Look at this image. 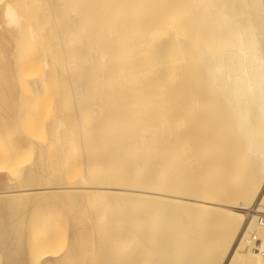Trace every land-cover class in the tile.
<instances>
[{"label":"bare ground","instance_id":"1","mask_svg":"<svg viewBox=\"0 0 264 264\" xmlns=\"http://www.w3.org/2000/svg\"><path fill=\"white\" fill-rule=\"evenodd\" d=\"M42 1L45 2V7L47 5L48 8L46 7V9L50 11L51 20L49 21L51 26L49 25V29H46L45 32L44 29L43 31L40 30L45 33L44 36L40 35L42 37L41 41L48 39L47 36L50 37V35L55 34L57 37L55 43L58 46L67 45L68 48L66 49L75 52L76 57H79L81 61L88 60V64L87 61L85 64H83V61L81 64L78 62V64L74 59L73 64L77 63V66H79L78 71L76 65H71V68L74 67L73 69L77 73L67 79L70 85V97L72 96L76 104L81 101V106H77L78 108L75 111V116L79 119V125L82 127L86 124V120L88 122V119L93 117L95 126L103 127V131L104 127H128L129 130L131 127L134 131V127L154 129L155 134H153V137L151 136L152 132L146 136V138L152 137V139L148 138L149 142L144 143L143 146L141 144V147L137 146V149L135 148V151L138 150L139 152L140 150L143 154L141 158H137L138 160L135 158L136 160L118 162L124 152H127L129 146L133 145L132 143V145L127 146V141L126 147L118 150V153L112 158L117 162H110L111 151L102 157V161L107 165L116 163L115 165L124 168V172L119 173V179L124 177L132 185L134 179L136 181L137 178H142L141 181L139 179L138 183L141 186H138L144 188V191L134 190L133 187L128 189V184L124 186L127 189L102 187L99 185L100 181L97 182V180L92 179L97 184L90 186L91 183H89L86 173L81 178L84 186L81 182L71 186H69V183L64 185L63 181L61 183L59 180L55 181L52 177H48L50 173L47 169L46 173L48 175L46 174L45 181L53 186L48 183L46 185V182L45 185L44 183L42 185L38 183L40 180L38 181L39 177L36 172H39L38 167L41 169L40 166L43 163H40L39 166L37 160L38 167L36 168L35 163L30 162L32 168L28 169L23 177L24 183L38 184L41 187L37 186L39 188L29 190L24 188V190L20 189L19 191L16 189L14 195L9 196L7 194H10L13 189L19 188V186L9 189L10 186L8 191H11L4 192V188H6L4 185L6 183L7 185L10 184L12 180L8 179L11 170L8 167L9 165L3 163L0 165V186L3 185L4 187L3 190H0V200L10 199L12 201L18 199V204L20 199V206L22 207L23 202L34 203L33 200H30L33 199L30 193L34 191L38 192V194H35L38 197L42 196L41 199L43 196L48 197L47 204L50 208L52 203L57 201L58 203L55 202V206L57 204L62 206L64 203V205L68 204L67 207L69 205L73 207L80 206L79 209L82 208V210L84 207L90 208L93 217H95L99 210L97 204L101 202L100 197H105V200L109 201L108 204L111 207L113 206L112 208L115 210V220L117 221L114 220L115 224L120 222L118 225L112 222L110 227L105 228V231L107 229L106 232L100 231V234L104 232L102 235H105V233L108 235H106L107 246H103L104 241L103 244H100L102 251L104 248L102 254H104L106 264H264V259L252 249L256 236L264 240V229L256 223V212L264 210V0ZM42 1L39 2L38 0L39 3H42ZM36 3L35 0H7L6 2L4 0L0 4V42L6 44L10 50L13 48L14 42L19 40L18 36L22 35L19 34L20 31H16L18 29L21 32L24 30L22 26L25 19L20 11H25L26 8L34 6ZM45 7L43 10L47 13L48 10L45 11ZM40 12L42 11L40 10ZM75 14L79 15L77 21L72 22L71 25L68 22L62 24L63 20L66 22L74 19ZM27 17L29 19V16ZM33 24L34 22H31V25L28 24L29 36L26 35L27 39L25 38L28 42L29 39L30 42L37 39V35L35 39L37 33L35 30L38 27ZM84 29H87V31L82 35ZM55 35L52 36L55 37ZM80 35L84 40L82 39V42L78 45L77 41ZM53 37L52 40H54ZM20 44L17 43V45ZM21 49L19 48L20 51H22ZM14 51L16 50L14 49ZM14 51H12L13 56L10 58L15 57ZM19 55V57H22L21 53ZM73 56L75 58L74 54ZM28 58L27 56L26 60ZM69 58L70 56L67 57V59ZM21 59L25 60L23 57ZM48 62L46 61V63ZM53 62L50 61V64ZM48 64H46L47 67ZM20 65L24 66L23 64ZM41 65L43 66V63ZM69 66L63 65L68 73H70ZM58 67H56L55 73L62 75L64 69L59 68V71H57ZM27 70L25 73H23L24 69L21 70L24 77L25 74H31L30 72L27 73ZM0 75L7 76L5 73ZM46 78L45 76L44 80ZM16 79H4L5 81L0 82V88L10 99V101L6 100L10 102L7 106V108L9 107L7 109L8 121L10 124L12 121L11 126H17L16 128L20 132L19 127L24 129L25 125L26 127L30 124L34 126V122L33 117L31 116V118L30 114L27 115L24 111V105L26 104L22 105V99H20L19 90H26V83L21 82L24 83L22 87V85L20 86V78L17 81ZM26 79L24 78V80ZM33 79H36V81L33 82V88L29 92L33 93V97L36 96L37 99L44 100L46 97L43 98L44 93L49 89L46 86L47 81L38 78ZM33 79L31 78L32 81ZM63 79L66 82L65 78ZM55 80L58 82L59 79L55 78ZM29 86L31 87V85ZM26 92L29 94L27 90ZM59 92L63 96L66 93L62 90ZM67 95L69 93H66ZM21 97L24 98L22 95ZM61 98L63 97L61 96ZM65 99L67 98L65 97ZM51 101H53V97ZM26 102L27 100H25ZM26 108L29 109L28 106ZM31 108L36 109V106ZM42 108H40L41 113ZM59 114L58 120H54L56 125L52 124L53 126L50 127V124L49 132H47L50 135V141L53 142V147L55 144L58 151L62 147V145L59 146L62 137L58 140V135L61 134L60 129L65 127L64 118L67 117L64 112L62 115L60 112ZM23 116H27L24 118L29 119V121L26 120L28 125L25 124L26 121H24ZM40 119L42 117L39 116L38 120ZM67 119H70V117L68 116ZM71 119L70 121H73L72 116ZM22 123L25 125L22 126ZM35 124H37L36 121ZM87 124V126L90 125ZM34 129L31 131L35 132ZM13 130L16 129L13 128ZM26 130H28V127ZM140 130L141 128H138L136 131L140 132ZM148 130L146 131L148 132ZM18 131L13 132L15 133L12 134L13 137ZM21 132L23 131L21 130ZM28 132L30 133V130ZM28 132L23 133L32 136V133L29 134ZM137 134L138 132L135 133V135ZM135 135L132 134L131 136ZM110 136L113 137L114 135ZM143 136L140 137V142L141 139H144ZM128 137L130 136L128 135ZM6 139L8 140V138ZM85 142L87 145L86 140ZM13 143L14 146L15 142ZM49 143L48 141V145ZM1 144L3 145V143ZM35 144L37 143L35 142ZM65 145L67 146V144ZM64 146L63 149H65ZM15 147L16 145L13 149ZM30 147H32L31 143ZM34 147L40 149L38 145H34ZM132 147L130 152L132 150L134 154L135 146ZM7 148L9 149V145ZM17 148H21V146ZM43 148L40 150L45 152ZM28 149L32 152V148L28 146ZM15 151L22 153L17 149L13 150V152ZM42 151L41 153H44ZM52 151H54V148ZM64 153L60 156L59 169L64 168V166L67 167L68 160H71V156L68 158ZM54 154L53 156H55ZM67 155L69 154L67 153ZM138 156L140 155L138 154ZM16 157L21 159L20 154ZM41 157H43V154ZM44 157L46 156L44 155ZM9 162L13 164L14 161ZM22 162L23 164L26 163ZM95 163L94 165H100ZM29 167L27 166V168ZM89 171L91 172L92 169H89ZM43 174L44 172L41 175ZM5 176H8L7 179ZM27 195L30 197H27ZM49 200L50 202L54 201L49 205ZM43 201H40V198L37 200L38 203L41 202L47 205V198H43ZM14 202L16 204V201ZM41 203L39 207L44 205H41ZM26 204H23L25 209H27ZM0 205L2 204L0 203ZM9 206L10 210L13 205L10 204ZM20 206H13V213L17 209L20 212L23 208ZM99 208H102V206ZM70 209L72 208L70 207ZM70 209H68V213L71 214ZM79 209L76 211L78 213L82 212ZM59 210H61L60 206ZM1 212L5 215V208ZM23 212L25 211H22V215L19 213L23 217H16V221L12 220L14 219L12 215V218L4 217L0 213V254L3 255V257H0V262L1 258H4L2 260L3 264H30V261L33 264H66L64 257L63 259L60 257V259V254H56L58 255L56 256L53 253L52 244H56V237L53 238L55 241L51 237V239L47 238V241L44 239L46 243L42 240L43 236L46 235L47 227L43 230L40 220L49 222L50 220L47 218H51V216L49 217L48 214V217H46L45 214V216L42 215L44 219H41L40 216L35 220V218H32L34 214H31V218L26 220V222L31 220L35 222L39 219L37 224L41 225L39 227L42 233L39 228L35 229L37 233L33 229V235L37 236L38 241L40 238L37 245L35 240L37 238H33L34 241L29 233L32 230L28 227L29 225L25 228L29 229L27 231L22 228L25 227L23 226L25 220L19 218H26ZM86 213L88 212L86 211ZM19 214L16 213L17 216ZM55 214L57 216L58 212ZM62 215H64V212ZM75 215L74 217L77 218L78 215ZM92 215L89 213V216L92 217ZM84 216L86 217V214ZM91 217H88V219L90 220ZM43 223L45 226V222ZM50 223H53V225L55 223L58 226V222L52 221ZM83 223V221L80 223L78 234L82 232L79 230L83 228L81 227ZM74 225L72 226L74 227ZM63 227L65 226L63 225ZM33 228H36V226ZM70 229H72L71 223ZM96 229L94 228V230ZM117 229H119L121 235L116 234ZM75 230H77V227ZM72 231L70 232L72 233ZM55 232L58 233L57 230ZM92 233L93 231L90 232L91 236ZM55 235L58 236V234ZM98 235L97 233L96 238ZM27 236L32 239L28 241L29 246H32L30 250L37 248L33 253L29 251V254L27 244L29 237ZM102 238L104 237L102 236ZM248 242L250 244L247 247ZM42 243L46 245L44 249ZM46 247L48 248L46 249ZM50 247L53 251L50 250ZM120 247L122 251H120ZM71 250H73V247L70 248ZM118 253L121 254L120 258ZM26 254L29 255V258ZM70 256L72 255L70 254ZM159 258H161V261ZM179 259H183V261L179 262Z\"/></svg>","mask_w":264,"mask_h":264},{"label":"rangeland","instance_id":"2","mask_svg":"<svg viewBox=\"0 0 264 264\" xmlns=\"http://www.w3.org/2000/svg\"><path fill=\"white\" fill-rule=\"evenodd\" d=\"M7 0H5V2H6ZM42 1V0H41ZM40 0H39V2H41ZM1 3L2 2H4V0H1L0 1ZM35 2H37L34 6L32 5L31 7H29V8H26V10L25 11H20V14L22 13V15L24 16V19H25V22L23 23V26L22 27H24V28H22V29H24V30H22V32H21V30H19L18 29V31H16V32H19V34H22L21 36H22V38H21V36L19 35L18 36V38H19V40L18 41H16V42H14V44H13V48L10 50L8 47H7V45L6 44H3V43H1L0 42V74L1 73H5L7 76H3V75H0V76H2L1 78H0V82H3V80L4 79H9V80H11V79H13L14 78V80L16 79V77H17V79L19 80V78H20V83L21 82H25L26 84H25V87H26V90L29 92V90H32V88H33V82L34 81H36V79L34 80L33 78H38L39 80H44V78H45V76L47 77L46 78V80H44V81H47V85L46 86H48L47 88H49L47 91H46V93H44V96H43V98L45 97V99L43 100V99H37V97L35 96V97H33V93H30L29 92V94L26 92V90H23V89H21V91H23V92H25V93H23V92H21L19 89V93L22 95V96H24V98L23 97H21V95H20V99H22L21 100V103H22V105L23 104H26V105H24L25 106V108H24V111H26V114L28 115V114H30V117L32 116L33 117V122H34V126H33V124L31 125H28V123H27V121L26 120H28L29 121V119L27 118V119H25L27 116H23V119H24V121H26V123L25 124H27L28 126V130H30V133L28 132V130H26L27 129V127H26V125L25 124H23L22 123V126L23 125H25L24 126V129H23V127L21 128V127H19L23 132H28L29 134H31L32 133V136H28V134H24L23 132H21V130H20V132L18 131V128H16L15 126L14 127H12L11 126V124H12V121H11V124H10V122L8 121L9 120V116H7V112H8V110L7 109H9V107L7 108V106L9 105L8 103H10L9 101H10V99L9 98H7L8 96H7V94H5L4 92H2L1 91V89L2 88H0V91L2 92V94H1V92H0V103H1V105H0V121L2 122L1 124H2V126H0V134L2 135V137H0V141L2 140V142H0V143H3V145L1 144L0 145V165H2V163L3 164H5V165H9L8 167H10V174L12 175H8V176H10L8 179H12L11 180V182H10V184H8L7 185V183L4 185V186H6V188H4L3 187V185H1L0 186V190H3V188H4V192H7L8 191V188L9 189H13V187L15 188V187H17V185L19 186V188L17 187V188H15V189H13V191H11V190H9V191H11L10 192V194H7L8 196L9 195H12L13 193H14V191L17 189V191H19L20 189H22V190H24V188H26L25 190H29V189H36V188H39V187H41L40 185H38V184H35V185H30L29 184V182H27V183H24L25 181H24V173H26V171L29 169L30 170V168H32V166L30 165L31 163H35V167L37 168L38 166V164H37V160H38V163H39V166H40V163H43L40 167H41V169H39V167H38V171L39 172H36L37 174V176L39 177V179H38V183L40 184H42L43 185V183H44V185H45V179H46V177H47V175H48V173H50V175H52V176H50V175H48V177H52L53 178V180H59V182H61L62 183V181H63V183H64V185H68V184H66V183H69L70 185L69 186H71L72 184H77V183H80L81 182V184L83 185V183H82V177H83V175H86L87 174V179H88V181H89V183H91L90 184V186H95L97 183H96V181L94 182V181H92V180H97V182L98 181H100V183H99V185L100 186H102V187H110V188H126V187H124L125 185L127 186V184H128V186H127V188L128 189H132V187H133V189L134 190H142V191H144V188H142V187H140L139 188V186H141V185H139L138 183H139V179H140V177L139 178H137L136 179V181H135V179H134V181H132V185H131V183H128L127 182V180L123 177V178H121V179H119V173H122V172H124V168L123 167H121V166H117V165H115L116 163H113V164H106L105 162H103L102 161V157L105 155V154H107V153H110L109 151H111V154H110V156H111V159H110V162H117L116 160H114V159H112L117 153H118V150H121V149H123V148H125L126 147V141H127V146H129V145H132V143H133V145L132 146H135L134 147V154H133V147L132 146H129V152H128V149H127V152H124V154L122 155V157L118 160V162L119 163H122V162H124V161H126V160H136L137 158L139 159V158H141V156H143V154H141L142 153V151L140 152V150H139V152H138V150H136L135 151V148L137 149V146L138 147H141V144H142V146H143V144L144 143H147V142H149L148 141V138H150V140L152 139V137H153V134H155V131H154V129H152V128H150V127H134L133 129H135V131L136 130H138V128H141V130H140V132L139 131H134V130H132V128L130 127V130H129V128L128 127H104L105 129H104V131L102 130V128L103 127H96L95 126V124L93 123V117H91L90 119H88V122H87V120L85 121V125H82V127L79 125L80 123H79V119H78V117L77 116H75V111H76V109L79 107V106H81V101L78 103L77 102V104L73 101V98H72V96L70 97V85L68 84V78H70V76H73L74 74L76 75V70L75 69H73L74 67H72L71 68V65L72 66H75L76 65V69H77V71H78V67L79 66H77V63L79 62L80 64L82 63V61H81V59L79 58V57H76V54H75V52L73 53L72 51H69V49H66V48H68L67 47V45H59L58 46V44H56L55 42L57 41V37H56V35L55 34H52V35H55V37H53L52 35H50V37L49 36H47V38L48 39H45V40H42L41 41V36L43 35L44 36V32L46 31V29H49V27L51 26V22L49 21V20H51L50 19V11L48 10V9H46V7H47V5H46V7L44 6V1H42V3H39L38 2V0H35ZM0 3V4H1ZM40 6H39V5ZM44 7H45V11L46 10H48V12L46 13V12H44ZM48 8V7H47ZM30 9V10H29ZM40 10L42 11V12H40ZM43 12H44V14H43ZM49 13V14H48ZM42 14V15H41ZM27 16H29V19H28V17ZM48 17H49V19H48ZM38 18V19H37ZM39 18H42L41 20L39 19ZM79 19V15L78 14H75V16H74V19H70V21H66V22H64V20L62 21V24L64 23V24H67V22H68V24L69 25H71V24H73L74 23V21H77ZM27 20V21H26ZM31 20V21H30ZM31 22H34V24L33 25H35L36 27H38L37 28V30H35L37 33L35 34V39H36V35H37V39H36V41L34 40L33 42H30V39H29V42L28 41H26L25 40V38H26V35H28L29 36V34H28V30H27V28H28V24L30 23V25H31ZM36 22H38V23H36ZM48 22H50L49 24H48ZM73 22V23H72ZM27 24V25H26ZM63 24V25H64ZM26 25V26H25ZM50 25V26H49ZM34 26V27H35ZM44 26H46V27H44ZM26 27V28H25ZM43 29H44V32L42 33L41 31H43ZM41 30V31H40ZM87 31V29H84V30H82V35L85 33ZM42 33V34H41ZM41 35V36H40ZM82 35H80L79 37H78V41H77V44L79 43H81L82 42V39H83V37H82ZM54 38V40H52V37ZM38 37H39V39H38ZM24 38V39H23ZM22 39V40H21ZM27 39V38H26ZM25 40V41H24ZM49 40V41H48ZM84 40V39H83ZM39 41V42H38ZM23 42V43H22ZM25 42V43H24ZM16 43V44H15ZM17 43H21L20 45H22V46H20V45H17ZM30 44V45H29ZM78 44V45H79ZM53 47H52V46ZM57 45V46H56ZM18 46V47H17ZM40 46V47H39ZM21 47H22V49H21ZM42 47V48H41ZM19 48L22 50V51H20L19 50ZM14 49L16 50V51H14ZM32 51H31V50ZM61 49V50H60ZM64 49V50H63ZM50 50H51V52H50ZM8 51H9V53H8ZM12 51H14L15 52V54H14V56L15 57H12V58H10L11 56H13L12 54ZM27 51V52H26ZM41 51V52H40ZM67 51V52H66ZM23 52H25V54H23ZM66 52V53H65ZM12 53V54H11ZM21 53V56L23 57V59H25V60H22L21 58L22 57H19L20 54ZM70 53V54H69ZM72 53V54H71ZM11 54V55H10ZM29 54H31V55H29ZM67 54V55H66ZM73 54L75 55V58H74V56H73ZM7 55V56H6ZM17 55V56H16ZM44 55V56H43ZM51 55V56H50ZM27 56L29 57L28 58V60H26L27 59ZM30 56H32L31 57V59H30ZM46 56V57H45ZM70 56V60L69 59H67V57H69ZM4 57V58H3ZM9 57V58H8ZM13 58H15L14 60H13ZM11 59V60H10ZM18 59V60H17ZM74 59L77 61V63L75 62V65L73 64L74 63ZM2 60V61H1ZM48 60H49V62H48ZM41 61H42V63H43V66L41 65L42 63H41ZM46 61L49 63H46ZM50 61L51 62H53V63H51L50 64ZM64 61V62H63ZM67 63H66V62ZM72 61V62H71ZM87 61V64H88V60H86ZM86 61H83V64H85L86 63ZM12 62V63H11ZM64 65V66H69V64H70V66H69V69H70V73H68V72H66L67 71V69H66V67H63V65L61 64V63ZM48 64L49 66L47 67L46 66V64ZM65 63V64H64ZM69 63V64H68ZM78 63V64H79ZM20 64H23L24 66H22V65H20ZM29 64V65H28ZM31 64H32V66H31ZM86 64V65H87ZM16 66V67H15ZM32 68H31V67ZM52 66V67H51ZM59 66V67H58ZM15 67V68H14ZM28 68V70H27V68ZM49 67H51V68H49ZM56 67H58L57 68V71H59V68L61 69V70H63L64 71V73L66 74H64V73H62V75H57L56 73H55V69H56ZM19 68V69H18ZM23 69H24V72L23 73H25V71L27 70V73L28 72H30L31 74H25V77H24V75H22L21 74V70L23 71ZM75 70V71H74ZM17 71H19L20 73L18 74V72ZM49 71H50V73H49ZM56 71V72H57ZM48 72V73H47ZM45 73V74H44ZM55 73V74H54ZM73 73V74H72ZM43 74V75H42ZM49 74H50V76H49ZM48 75V76H47ZM57 75V76H56ZM65 77H64V76ZM16 76V77H15ZM41 76H42V79H41ZM49 77V78H48ZM58 77V78H57ZM65 78V80H66V82L64 81V79L63 78ZM24 78L26 79V80H24ZM31 78L33 79V81L31 80ZM55 78L58 80H60L61 78V80L59 81L58 80V82L55 80ZM79 78V77H78ZM17 79H16V81H17ZM37 79V80H38ZM2 80V81H1ZM65 82H63V81ZM5 81V80H4ZM49 81H51L52 83H50ZM31 84H30V83ZM64 84H63V83ZM24 85V83H21L20 84V86L21 85ZM59 84V85H58ZM23 85H22V87H23ZM29 85H31V87L29 86ZM19 86V85H18ZM52 86H53V88H52ZM55 86V87H54ZM0 87H1V84H0ZM69 87V88H68ZM66 88V89H65ZM25 89V88H24ZM54 89V90H53ZM67 89H69V91H67ZM62 90V92L64 91V93L66 92L67 94L69 93V95H67L66 96V93H65V95L63 96V94L61 93V92H59V91H61ZM58 93H57V92ZM32 92V91H31ZM56 93V94H55ZM58 94V95H57ZM50 95V96H49ZM55 95H56V97H55ZM61 96L63 97V98H61ZM53 97V101H51V98ZM59 97V98H58ZM65 97L67 98V99H65ZM6 98V99H5ZM71 99V101H70V99ZM9 100V101H6V100ZM27 100V102L25 103V100ZM60 99V101L58 102V100ZM65 100L64 102H63V100ZM40 100V101H39ZM42 100H43V103H42ZM49 100H50V102H49ZM62 100V101H61ZM3 103H2V102ZM38 101H39V103H38ZM45 101H47V102H45ZM57 101V102H56ZM40 103H41V105H40ZM49 103V104H48ZM64 103V104H63ZM6 104V105H5ZM35 104V105H34ZM63 104V105H62ZM56 105V106H55ZM61 105H62V107H63V110H62V107H61ZM26 106H28V108L29 109H27L26 108ZM33 106H36V109H33V108H31V107H33ZM78 106V107H77ZM44 108V111H43V108H42V113H41V109L40 108ZM52 110H51V109ZM19 109V108H18ZM56 109V110H55ZM61 109V110H60ZM57 110H59L58 112H57ZM53 111H56L55 113H52ZM37 112H38V114H37ZM59 112L61 113V115H62V113L64 112L65 113V115L68 117H70V119H71V116H72V118H73V121H70V119H67V117L66 118H64L65 116L63 115V118H64V124H65V127H62L60 130V132H61V134H60V132H59V134L60 135H58L59 136V139L58 140H60V138H61V143L59 144V146H61L62 145V147L65 145V144H67V146L65 145L64 146V148L65 149H63L62 147H60L61 149H60V151H58L57 150V148H56V146H55V144H54V147H53V142L52 141H50L51 140V138H49L50 137V135H48V133L47 132H49V129H50V127H52L55 123H54V120H58V118L60 117V114H59ZM73 114H72V113ZM22 113H23V111H22ZM59 114V116H58V114ZM55 116H54V115ZM4 115H6L5 117H4ZM43 115V116H42ZM21 116H22V114H21ZM39 116L40 117H42V119H40V120H38L39 119ZM51 116H53V117H51ZM25 117V118H24ZM31 117V118H32ZM62 117V116H61ZM36 118H38V119H36ZM51 118V119H50ZM62 118V119H63ZM3 120V121H2ZM36 121V123L37 124H35V121ZM44 120V121H43ZM72 120V119H71ZM31 121V120H30ZM50 121V122H49ZM63 121V120H62ZM78 121V122H77ZM3 122H4V124H3ZM7 123V126H6V123ZM42 124H41V123ZM53 122V123H52ZM56 122V121H55ZM39 123V124H38ZM44 123V124H43ZM46 123H48V124H46ZM57 123V122H56ZM87 123H89L90 125L89 126H87L88 124ZM0 124V125H1ZM51 124V125H50ZM53 124V125H52ZM69 125V127H68V125ZM37 125V126H36ZM49 125H50V127H49ZM56 125V124H55ZM76 125H77V127H76ZM92 125V126H91ZM31 126H33V127H31ZM39 126V127H38ZM94 126V127H93ZM29 127H31L32 129H34V131L35 132H33V131H31L32 129L31 128H29ZM181 127H185V126H181ZM4 128V129H3ZM13 128H15L16 130L15 131H18V132H16L17 134L15 135V137H13V135L12 134H15V133H13V132H15L14 130H13ZM92 129V130H91ZM148 129H151V130H148ZM25 130V131H24ZM93 130H94V133H93ZM132 130V131H131ZM146 130H148V132L146 131ZM153 130V131H152ZM3 131V132H2ZM5 132H6V134H5ZM76 132V133H75ZM86 132V133H85ZM96 132V133H95ZM138 132V136L137 135H135V133H137ZM151 132H152V137H148V138H146V136L147 135H149V133L151 134ZM3 133V134H2ZM9 135H8V134ZM140 133H141V136H143L144 137V139H141V142H140ZM72 134V135H71ZM114 135L113 137L112 136H110V135ZM132 134H134L135 136H137V137H135V136H131ZM146 134V135H145ZM0 135V136H1ZM12 135V136H11ZM36 135V136H35ZM85 135V136H84ZM98 135V136H97ZM100 135V136H99ZM130 136V137H128L127 138V136ZM10 136H11V139H13V140H11L10 139ZM21 136V137H20ZM87 136V137H86ZM118 136H120V137H118ZM126 136V137H125ZM13 137V138H12ZM122 137V138H121ZM123 137H124V139H125V141H123L124 139H123ZM132 137V138H131ZM138 137H139V139H138ZM5 138H8V140L6 139L5 140ZM16 138L19 140H17L16 141ZM33 138V139H32ZM136 138H137V140H136ZM142 138V137H141ZM5 141H4V140ZM11 141H13V142H15V145H16V147H15V149H17V150H19L20 152H22V153H24V154H22V153H19V152H13V150H15V149H13V147L15 146H13V142H11ZM30 139V140H29ZM99 139V140H98ZM113 139V140H112ZM119 139H120V142H119ZM127 139V140H126ZM132 139H135V140H133L132 141ZM50 142L49 143V145H48V141ZM85 140L87 141V145H86V142H85ZM90 140H92V141H90ZM8 141V142H7ZM24 141H25V143H24ZM29 141V142H28ZM73 141H74V143H73ZM121 141L123 142L122 144H121ZM145 141V142H144ZM7 142V143H6ZM35 142L37 143V144H35ZM66 142V143H65ZM90 142V143H89ZM129 142V143H128ZM150 142H152V141H150ZM30 143H31V146L32 147H30ZM32 143H34V144H32ZM40 143H41V145H40ZM44 143V144H43ZM72 143V144H71ZM51 144V145H50ZM96 144V145H95ZM124 144V145H123ZM8 145H9V149L7 148L8 147ZM34 145H38V148H39V146H40V149L41 148H43V146H44V148H43V150H45V152L44 151H42V150H40V149H36L37 147H34ZM4 148H3V147ZM21 146V148H17V147H20ZM28 146H29V148H32V152L28 149ZM51 146V147H50ZM88 147V148H87ZM123 147V148H122ZM132 147V148H131ZM46 148V149H45ZM53 148H54V151H52L53 150ZM113 148V149H112ZM130 148L132 149L131 150V152H130ZM13 149V150H12ZM76 149V150H75ZM24 150V151H23ZM27 150H29V152H27ZM40 150V151H39ZM51 150V151H50ZM95 150V151H94ZM96 150H97V152H96ZM126 150V149H125ZM41 151L42 152H44V153H41ZM75 151V152H74ZM39 153V154H37V153ZM47 152V153H46ZM59 152V153H58ZM64 153V155H66V156H68V158H70V156H71V160H68V162L69 163H67V167H65L64 166V168H60L59 169V167H60V164H59V160H60V156H61V154L63 155V153ZM73 152V153H72ZM103 152V153H102ZM137 152H138V154L140 155V156H138V154H137ZM16 153V154H15ZM32 153V154H31ZM50 153H52V154H50ZM55 153V154H54ZM67 153L69 154V155H67ZM9 154H11V155H9ZM20 154V156H21V159H22V161H24V162H26V163H24L23 164V162L21 161V159L18 157H16V156H18ZM42 154H43V157H41L42 156ZM49 154L51 155V157L53 156V154L55 155V156H53L52 158L50 157V159L48 158V156H49ZM99 154V155H98ZM101 154V155H100ZM15 155V156H14ZM40 155V156H39ZM44 155L46 156V157H44ZM57 155V156H56ZM59 155V156H58ZM86 155V156H85ZM134 157H133V156ZM7 156V157H6ZM90 156V157H89ZM93 156V157H92ZM130 156V157H129ZM133 158H132V157ZM136 156V157H135ZM138 156V157H137ZM58 157V158H57ZM36 158V159H35ZM41 160H40V159ZM45 158H47V159H45ZM136 158V159H135ZM15 159V160H14ZM52 159V160H51ZM137 159V160H138ZM18 160L20 161L19 163H18ZM57 162H56V161ZM67 160V159H66ZM82 160V161H81ZM91 160V162L89 163V161ZM9 162V161H14L13 162V164H10V162L9 163H7V162ZM40 161V162H39ZM47 161V162H46ZM51 162V164H50V162ZM97 161V163H99L100 165H94V163ZM16 162V163H15ZM31 162V163H30ZM89 163V164H88ZM97 163H95V164H97ZM18 164H20V165H18ZM55 164H56V166H55ZM58 164V165H57ZM11 165V166H10ZM47 166V168H46V166ZM79 165H80V167H79ZM87 165V166H86ZM88 165H90V166H88ZM25 166V168H23ZM27 166H30L29 168H27ZM33 166H34V164H33ZM44 166V168H42ZM92 166V167H91ZM94 166V167H93ZM74 167V168H73ZM81 167H82V169H81ZM88 167V168H87ZM103 167V168H102ZM36 168H35V170H36ZM50 168H51V171L53 172H51L50 171ZM55 168H56V170H55ZM72 168V169H71ZM25 169V170H24ZM46 169H47V171H48V173H46ZM63 169H64V171H63ZM70 169V170H69ZM89 169H92V173L89 171ZM22 172H21V171ZM41 170H43V171H41ZM60 170V171H59ZM69 170V171H68ZM82 171V172H81ZM104 171V172H103ZM40 172H44V176H45V178L43 177V175H41L40 174ZM68 173V175H67V173ZM104 174H103V173ZM107 172V173H106ZM63 173V174H62ZM86 173V174H85ZM90 173V174H89ZM98 173V174H97ZM47 174V175H46ZM97 174V175H96ZM61 175V176H60ZM66 175H67V178H66ZM93 175V177H91ZM8 176H5L6 177V179H7V177ZM60 176V177H59ZM63 176V178L61 179V177ZM90 176V177H89ZM110 176V178H108ZM14 177V178H13ZM56 177V178H55ZM21 178H23V179H21ZM60 178V179H59ZM95 178V179H94ZM101 178V179H100ZM17 179H18V181H17ZM65 179V180H64ZM90 179V180H89ZM92 179V180H91ZM105 179H106V181H105ZM110 179V180H109ZM142 179V178H141ZM141 179H140V181H141ZM16 180V181H15ZM52 179H51V181H53ZM61 180V181H60ZM119 180H120V183H119ZM111 183H110V182ZM6 182H7V180H6ZM135 182V183H134ZM49 184V182H46V185H48ZM11 184H14V185H11ZM20 184H22V185H20ZM51 184V183H50ZM49 184V185H50ZM95 184V185H94ZM108 184V185H107ZM26 185V186H25ZM98 185V186H99ZM139 185V186H138ZM25 186V187H24ZM36 186V187H35ZM37 186H39V187H37ZM50 186H53V185H50ZM84 186V185H83ZM33 187V188H32ZM126 188V189H127ZM5 189H7V190H5ZM8 191V192H9ZM1 192V191H0ZM3 192V191H2ZM33 192V193H32ZM31 195V197L33 198V199H30L31 201L33 200L34 201V203H36V204H34V203H30V202H26V203H24L23 202V204H26L25 205V207L27 208V209H25L24 207H23V204H22V207L20 206V202H21V200L19 199V205L17 204V202H18V199H16V200H12V201H10V199H3V200H0V203L2 204V205H0V213H2V216H6V217H11V215H12V217L14 218V219H12L13 221H16V219L18 218V217H23V216H20V214L22 215V211H25L26 212V214H27V216H26V214H24L25 212H23V215L26 217L25 219L24 218H19V219H23V220H25V222H24V224H23V226H25V227H22L23 228V230H25V231H27V230H29V229H25V228H27L26 226H28V227H30V230L32 231V233H31V231H29V233L32 235V239L34 238H37V236H35V235H33L34 234V231H35V229H37V228H39V231H41V229H40V227L39 226H41L40 224H42V226H43V230H44V228L45 227H47V230H48V228H49V230L47 231L46 229V235L48 236H46V235H44L43 237V239L42 240H46L47 241V238H55L56 239V241H55V239H53L55 242H56V244L54 243V241L53 240H51L54 244H52V249L54 250H51V247H50V250L51 251H53V253L56 255V254H60L59 255V258L61 257L62 259H63V257H64V260H65V263L66 264H106V262H105V258H104V254H102L103 253V251H104V248H103V251L101 250L102 248H100V247H102L100 244H103V241H104V243L105 244H103V246H107V234L105 233V235L103 234L102 235V233H104V232H102L101 234H100V231L102 230V231H105V228H108V227H110V224H112V222L115 224V222H117L116 220H115V218H116V214H114V208H112L111 206H110V204H108L109 203V201H107V200H105V197H103V196H101L100 197V201L101 202H99L98 204H97V208L99 209L98 210V212L96 213L97 214V216H96V214H95V217H93V215H92V213H91V209L90 208H87V207H84V209L85 208H87L86 210H82V208L81 209H79L80 208V206H75V207H73V206H71V205H69L68 207H67V205L68 204H65L64 205V203H63V201H61V203H63V205L61 206V205H56L55 206V202H57V201H54V200H56V199H54V200H52L51 202H50V200H49V205H50V203H52L53 201H54V203H52V206H51V208H50V206H48V197H46V196H43V198L45 199V198H47V202H46V204L47 205H45V203H41V202H37V200L40 198V201L42 200L43 201V198L41 199V195H40V197H38L37 195H35V194H38V192H34V191H31V193H30ZM14 195V194H13ZM29 195H27V197H28ZM29 196V197H30ZM53 197V196H52ZM55 198V197H54ZM29 200V199H28ZM3 201V202H2ZM6 201H7V203H9L8 205H7V203H6ZM9 201V202H8ZM14 201H16V204H15V202ZM24 201H27V200H24ZM36 201V202H35ZM45 201V200H44ZM43 201V202H44ZM59 201V202H60ZM12 202V203H11ZM40 203H41V205H43V206H41V207H39L40 206ZM58 203V202H57ZM10 204H12L13 206H15V205H17L18 207L20 206L21 208H22V210H20V212H18L17 210V208L15 207V210L17 211H15V213H13L14 211H13V209H14V207L13 206H11L12 208V210L10 209L9 210V208H10ZM31 204V205H30ZM5 206V207H4ZM31 206V207H30ZM35 207V209H34V207ZM39 208H38V207ZM47 206V207H46ZM55 206V207H54ZM58 206V207H57ZM59 206H60V208H61V210H59ZM65 206V207H64ZM102 206V208H99V207H101ZM108 206V207H107ZM44 207V208H43ZM70 207L72 208V209H70ZM78 207V208H77ZM82 207V206H81ZM1 208H3V209H1ZM4 208H5V215H3L4 213L3 212H1V210H3L4 211ZM20 208V209H21ZM29 208V209H28ZM49 208V209H48ZM56 208V209H55ZM66 208V209H65ZM111 208V209H110ZM32 209V210H31ZM68 209H70V212H71V214L70 213H68L69 211H68ZM78 209L79 210H82V212L84 213H82V212H77L78 211ZM30 210V212H28ZM34 210H37V211H34ZM40 210V211H39ZM43 210V211H42ZM52 210V211H51ZM77 210V211H76ZM90 210V211H89ZM34 211V212H33ZM39 211V212H38ZM61 211V212H60ZM67 211V212H66ZM72 211H74V212H72ZM86 211L88 212V213H86ZM99 211H100V213H99ZM37 212V213H36ZM49 212V213H48ZM53 212V213H52ZM58 212V214H57V216H56V214L55 213H57ZM64 212V215H62V213ZM7 213H8V215H10V216H8L7 215ZM16 213H20L18 216L16 215ZM30 213V214H29ZM81 213V214H80ZM89 213H90V215H92V217L91 216H89ZM31 214H34V216L32 217L33 219L35 218V220L37 219V218H39L40 216V218L41 219H44V217L43 216H45V214H46V217H48V214H49V217L51 216V218H47V219H49L50 221L49 222H47L46 220H40L41 221V223L40 224H37V221H39V219L37 220V221H35V222H33L32 220L31 221H27L26 222V220H28L27 218H31ZM75 214H77L78 215V217L77 218H75L74 217V215ZM86 214V217H87V219H86V217L84 216ZM14 215H15V217H14ZM28 215H29V217H28ZM38 215V216H37ZM43 215V216H42ZM54 215H55V217H54ZM59 215V216H58ZM70 215V216H69ZM83 217H82V216ZM1 216V215H0ZM67 216V217H66ZM76 216V215H75ZM79 216H81V217H79ZM11 217V218H12ZM17 217V218H16ZM71 217V218H70ZM74 217V218H73ZM88 217H91L90 218V220L88 219ZM52 219V220H51ZM71 219H73V220H71ZM76 219V220H75ZM30 220V219H29ZM84 222L83 224H82V226L81 227H83V228H81L79 231H82V232H80V234H78V229L80 228V223H82V221ZM85 220V221H84ZM94 220V221H93ZM114 220H115V222H114ZM52 221H54V222H58V226H57V224L55 225V223H54V225H53V223H50V222H52ZM64 221H65V223H64ZM69 221H71V222H69ZM79 221V222H78ZM90 221V222H89ZM109 221H110V223H109ZM43 222H45V226H44V223ZM25 223H26V225H25ZM33 223H35L34 225L36 226V228H33V227H35L34 225H33ZM47 223V224H46ZM66 223H67V225H66ZM70 223H71V228L72 229H70ZM73 223V224H72ZM76 223V225H74ZM119 224H120V222H118ZM118 223H116L115 225H118ZM52 225V226H50V225ZM87 224H88V226H87ZM90 224V225H89ZM63 225L65 226V227H63ZM72 225H74V227L76 226L77 227V230H75L76 229V227L74 228ZM22 226V225H21ZM79 226V227H78ZM89 226H91L92 228H90ZM108 226V227H107ZM32 227V228H31ZM53 227H54V229H53ZM57 227V228H56ZM85 227V228H84ZM87 227H89V228H87ZM99 227V228H98ZM103 227V228H102ZM42 228V227H41ZM50 228H51V230H50ZM74 228V229H73ZM94 228H97L96 230H94ZM33 229H34V231H33ZM58 231V233L57 232H55L56 230ZM69 229V230H68ZM64 230H66V231H64ZM73 230V231H72ZM90 230V231H89ZM93 231V233H92V236H91V234H90V232H92ZM37 231V230H36ZM35 231V233H37ZM63 231L65 232V234L63 233ZM70 231H72V233L70 232ZM84 231V232H83ZM88 231V232H87ZM97 231V232H96ZM106 231H107V229H106ZM105 231V232H106ZM51 232V233H50ZM62 232V233H61ZM29 233H27V235H30ZM41 233H42V231H41ZM43 233H44V231H43ZM68 233V234H67ZM71 233V234H70ZM73 233H74V235H73ZM98 233L99 235V239H100V241H99V239H98V236H97V238H96V234ZM120 233V231H119V229H117V231H116V234H119ZM158 233V232H157ZM55 234H58V236L57 235H55ZM30 235V236H31ZM41 235V234H40ZM52 235H53V237H52ZM64 236V238H63V236ZM66 235V236H65ZM70 235V236H69ZM76 235V236H75ZM107 235V236H106ZM119 235H121V234H119ZM30 236H27V237H29V240L27 239V244H28V254H29V251H32V253H33V251H36V249H34V250H30V247L32 248V246H29L30 244L28 243V241H31L32 239H30ZM34 236V237H33ZM74 236H75V238H74ZM80 236V237H79ZM90 236V237H89ZM102 236L104 237V238H102ZM39 237V236H38ZM60 237V238H59ZM73 237V238H72ZM42 238V237H41ZM50 238V239H51ZM79 238V239H78ZM101 238H102V241H101ZM33 239V240H34ZM59 241H58V240ZM97 239H98V241L100 242H98L97 241ZM36 240V242H37V245H38V243H39V241H40V238H39V241H38V238L37 239H35ZM34 240V241H35ZM44 240V242L46 243V241ZM74 240V241H73ZM79 240V241H78ZM50 241V242H51ZM106 241V242H105ZM33 242V241H32ZM68 242V243H67ZM72 242V243H71ZM44 243H42L41 245H43ZM75 244V245H74ZM78 244V245H77ZM249 244H250V242H248V245H247V247L249 246ZM32 245V244H31ZM54 245H55V247H54ZM79 245H80V248L82 249H80L79 248ZM46 245L44 244L43 246H42V248L44 249V247H45ZM75 246H77L78 248H76ZM40 247V246H39ZM69 247V248H68ZM71 247H73V250H71V251H73V252H71L70 251V248ZM75 247V248H74ZM41 248V249H42ZM48 247H46V249H47ZM42 249V250H43ZM76 249V250H75ZM56 250V251H55ZM59 250V251H58ZM100 251H101V253H100ZM120 251H122L121 250V247H120ZM119 250H118V252H120ZM60 252V253H59ZM71 252V253H70ZM82 254H81V253ZM99 252V253H98ZM53 254V255H54ZM62 254V255H61ZM70 254L72 255V256H70ZM102 254V255H101ZM0 255H2V254H0ZM27 255V254H26ZM58 255H56V256H58ZM75 255L77 256L76 258H75ZM98 255V256H97ZM32 256V255H31ZM55 256V257H56ZM120 256H121V254L120 253H118V257L120 258ZM0 257H3V255L2 256H0ZM27 257L29 258V255H27ZM69 257V258H68ZM102 257H103V260H102ZM157 257H159V255H157ZM157 257H156V260H157ZM163 256L161 255V258H162ZM183 257V256H182ZM182 257H180V258H182ZM33 258V257H32ZM31 258V259H32ZM57 258V257H56ZM59 258H57V259H59ZM60 258V259H61ZM98 258H100V259H98ZM161 258H159L160 259V261H161ZM30 259V260H31ZM95 259V260H94ZM183 259H184V257H183ZM183 259H179V262H182L183 261ZM2 260H4V258H1V262H0V264H3L2 263ZM69 260V261H68ZM102 260V261H101ZM159 261V260H158ZM68 262V263H67ZM104 262V263H103ZM32 262L30 261V264H31ZM159 263V262H158ZM33 264V263H32ZM181 264V263H180ZM183 264V263H182Z\"/></svg>","mask_w":264,"mask_h":264},{"label":"built area","instance_id":"3","mask_svg":"<svg viewBox=\"0 0 264 264\" xmlns=\"http://www.w3.org/2000/svg\"><path fill=\"white\" fill-rule=\"evenodd\" d=\"M256 223L260 228L264 229V210L256 212ZM252 249L264 259V240L262 238H259L258 236L254 238Z\"/></svg>","mask_w":264,"mask_h":264}]
</instances>
